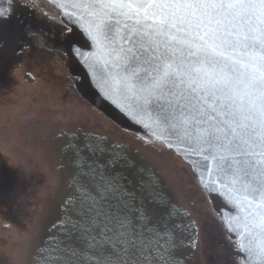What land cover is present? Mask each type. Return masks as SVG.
<instances>
[{"label": "snow or ice", "instance_id": "obj_1", "mask_svg": "<svg viewBox=\"0 0 264 264\" xmlns=\"http://www.w3.org/2000/svg\"><path fill=\"white\" fill-rule=\"evenodd\" d=\"M88 2L105 32L119 16L135 20L133 43L140 39L144 63L126 69L123 85L147 77L146 103L176 97L179 119L170 122V134L207 153L205 160L225 161L245 214L240 234L247 243L240 250L264 264V0ZM7 14L0 8V19ZM108 231L105 241L93 238V246L110 242L125 255L136 248L126 222Z\"/></svg>", "mask_w": 264, "mask_h": 264}, {"label": "flooded vegetation", "instance_id": "obj_2", "mask_svg": "<svg viewBox=\"0 0 264 264\" xmlns=\"http://www.w3.org/2000/svg\"><path fill=\"white\" fill-rule=\"evenodd\" d=\"M0 8L8 10L0 19V154L25 184L14 192L11 209L0 207V231H13L7 235L11 236L30 222L29 210L36 206L31 199L34 181L62 174L61 158L69 157L66 140L82 137L80 145L86 151L92 143L103 147L107 140L119 143L122 133H132L113 124L76 91L78 79L68 70L62 45L68 29L56 7L47 0H4ZM134 137V142L153 145ZM48 152L54 168L43 173L40 164ZM196 224L199 259L238 264L236 243L210 205L197 215ZM0 264H11L3 252Z\"/></svg>", "mask_w": 264, "mask_h": 264}, {"label": "trees", "instance_id": "obj_3", "mask_svg": "<svg viewBox=\"0 0 264 264\" xmlns=\"http://www.w3.org/2000/svg\"><path fill=\"white\" fill-rule=\"evenodd\" d=\"M81 141L72 136L65 142L69 157L61 158L64 169L58 178L68 191L40 229L25 264H213L209 257L199 259L197 247V215L209 205L206 199L197 200L203 193L184 163L194 180L185 178V189L174 187L176 196L160 170L129 144L107 140L103 147L92 143L84 151ZM152 144L167 157L166 163L182 162L170 150ZM76 197L86 202L82 212L73 210ZM118 221L129 226L136 248L125 255L116 253L110 242L93 246V238L105 241L102 232L110 236L108 230Z\"/></svg>", "mask_w": 264, "mask_h": 264}, {"label": "water", "instance_id": "obj_4", "mask_svg": "<svg viewBox=\"0 0 264 264\" xmlns=\"http://www.w3.org/2000/svg\"><path fill=\"white\" fill-rule=\"evenodd\" d=\"M47 1L59 10L68 29L62 45L68 58V70L78 79L79 95L120 129L173 152L187 166L229 238L235 241L238 264H262L250 260L240 250V245L247 243L240 234L243 224L240 217L245 214L238 211L240 197L226 171L225 161L217 162L210 156L205 160L207 153L194 150L186 138L170 134V122L179 119L176 97L165 94L146 103L151 90L147 77L140 82L131 78L128 87L123 85L122 81L130 76L126 69L144 63L140 39L137 37L133 43L131 25L135 20L119 16L111 21L112 31L105 32L101 18L88 0ZM2 2L4 0H0V4ZM219 155L230 154L220 152ZM21 185L25 187L16 170L8 166L0 154V207L11 209L14 192L21 189Z\"/></svg>", "mask_w": 264, "mask_h": 264}, {"label": "rangeland", "instance_id": "obj_5", "mask_svg": "<svg viewBox=\"0 0 264 264\" xmlns=\"http://www.w3.org/2000/svg\"><path fill=\"white\" fill-rule=\"evenodd\" d=\"M122 134V136L117 137L118 140L129 144L134 149H137L138 151L146 155L147 158L157 167V169L160 170L162 178L166 181L167 186L170 187L169 190H171L175 195L176 192L174 190V187H181L182 189V187L184 188L185 185L186 188L187 184L185 183V178H187V180L189 181L194 180V178H189L187 173L188 170L183 166V162L174 160V162L172 163V161L170 160V163H166V156L161 153V150H159L158 147L147 144L143 145L142 143L136 141L134 142V138L131 135H128L126 133ZM49 157L52 159L50 160ZM46 158L47 160H45ZM44 160L46 163L43 162L40 164V171L43 173H49V171L54 168V164L52 162V160L54 161V157L49 152L48 154L44 153ZM57 176L58 175H56L55 177H46L45 179H42L40 181H34V197H32L31 199L36 202V206L33 211L29 210L30 222L26 225L25 230L23 228H19L11 236L7 235L12 233L13 231L6 232L7 235L3 234V232L0 231V252L5 253V255L10 259L11 264L26 263L33 248V246L31 245L34 244L33 242L36 243L39 241L37 235L39 234L40 229H42L44 223L50 218L52 211L56 209L59 204L64 202L68 190L65 187L64 180L61 177L57 178ZM197 190L199 192L202 191L201 188H198ZM202 193L204 196L198 194L197 200L200 202L203 201L204 203V201H206V196L203 191ZM73 207L75 213L77 211L82 212L83 209L86 208V202L82 198H78ZM26 218L29 217L26 216ZM202 220L203 216H200V221ZM39 244H41V241L39 242ZM42 256L43 252L41 251L39 253V257Z\"/></svg>", "mask_w": 264, "mask_h": 264}]
</instances>
